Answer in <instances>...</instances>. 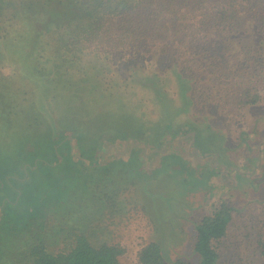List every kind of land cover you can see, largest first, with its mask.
Masks as SVG:
<instances>
[{"label":"trees","instance_id":"1","mask_svg":"<svg viewBox=\"0 0 264 264\" xmlns=\"http://www.w3.org/2000/svg\"><path fill=\"white\" fill-rule=\"evenodd\" d=\"M245 20L252 36L264 41V0H0V68L11 53L18 59L11 75L0 70V88L11 89L17 81L40 88L18 112L0 90V115L14 116L19 128L18 135L12 130L17 136L12 152L0 154V264H120L123 249L117 244L94 245L70 223L68 240L49 251L42 236L50 213L61 217L83 197H133L128 194L132 185L148 177L143 170L133 172L140 152L133 149L127 159H115L110 151L99 160L106 143L120 146L137 135L148 140L154 128L162 130L160 141L180 135V127L168 122L179 106L171 109L157 87L147 89L158 75L172 77L178 86L191 83L198 68L209 69L211 86L224 84L226 42L245 34L238 29ZM240 67L246 70L250 63L246 59ZM134 68L155 70L141 78ZM81 92L92 101L94 94L105 99L93 119L55 115L57 93L78 97ZM230 92L239 107L262 101L253 86ZM26 93L15 91L21 101ZM137 94H143L144 104L159 100V120L149 122L142 113L123 118L125 104L133 106L125 95ZM128 120L132 135L122 132ZM228 220V210L221 207L196 225L200 264H216L214 243L225 236ZM260 246L264 256V242ZM138 261L167 264L154 241L140 249Z\"/></svg>","mask_w":264,"mask_h":264},{"label":"rangeland","instance_id":"2","mask_svg":"<svg viewBox=\"0 0 264 264\" xmlns=\"http://www.w3.org/2000/svg\"><path fill=\"white\" fill-rule=\"evenodd\" d=\"M250 28V21L245 20L244 27L238 28L245 34H234L226 42L228 47L222 58V63L226 61L228 64L224 84L211 86L208 68H198L194 81L179 86L169 76L158 75L153 80L155 86L147 90L157 87L164 98H169L166 104L171 109L172 105L179 106L174 110L176 117L168 122L174 129L180 127V135L160 141L158 136L162 130L154 128L150 130L148 140L137 135V141H126L120 146H116V142L106 143L99 160L109 157L110 151V158L127 159L131 151L137 149L141 158L139 153L136 154L139 164L133 165V172L137 174L143 170L148 177L132 185L128 194L133 197H83L67 208L61 217L50 213L42 236L49 251L54 252L68 240L70 223L72 231H82L94 245L103 242L117 244L123 249L120 264H140L138 253L151 241L159 244L167 264H200L194 250L196 225L224 207L228 210L229 220L225 236L214 243L216 264H262L264 41L256 34L252 36ZM246 59L250 68L245 70L240 66ZM8 60L9 63L0 68L5 75L17 71V56L11 53ZM132 70L134 75L147 78L155 69ZM221 85H226L227 90L221 89ZM239 86H253L262 95V101L244 107L235 105L237 99L230 91ZM8 89L6 85L0 88L5 91V99L14 101L11 109L15 112L36 97L40 90L35 85L30 87L28 82L20 84L19 81L9 89L12 92L9 97ZM20 90H27L28 97L25 96L24 101L15 95V91ZM66 95L57 93L53 108L55 115L69 120L84 122L93 119L97 107L104 106L105 99H100L101 95L94 94L95 101L89 100L84 93L78 97ZM125 96L127 103L133 106L125 104L123 118L128 117L127 113H142L140 115L149 122L161 117L159 100L144 104L140 102L143 94ZM13 117L10 120L0 115V154L11 153L13 145L17 144L13 131L18 135L19 128ZM9 122L11 124L5 126ZM125 122L122 132L132 135V121ZM9 131L15 137H10ZM141 140L143 146L138 147ZM52 228L56 231L51 232Z\"/></svg>","mask_w":264,"mask_h":264},{"label":"crops","instance_id":"3","mask_svg":"<svg viewBox=\"0 0 264 264\" xmlns=\"http://www.w3.org/2000/svg\"><path fill=\"white\" fill-rule=\"evenodd\" d=\"M139 143H142V141H141V142H139Z\"/></svg>","mask_w":264,"mask_h":264}]
</instances>
